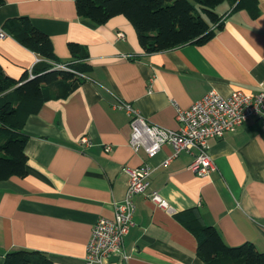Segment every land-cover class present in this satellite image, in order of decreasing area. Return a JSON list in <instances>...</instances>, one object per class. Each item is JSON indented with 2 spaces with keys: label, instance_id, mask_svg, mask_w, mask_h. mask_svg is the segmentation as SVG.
I'll return each instance as SVG.
<instances>
[{
  "label": "crops",
  "instance_id": "crops-1",
  "mask_svg": "<svg viewBox=\"0 0 264 264\" xmlns=\"http://www.w3.org/2000/svg\"><path fill=\"white\" fill-rule=\"evenodd\" d=\"M251 17L227 2L215 10L221 25L202 44L146 53L123 15L94 24L77 15L74 0H4L1 24L28 16L45 32L55 55L70 58V41L83 45L91 69L60 98L43 102L27 117L26 173L0 181V264L11 250L40 251L55 264H85L86 244L100 217L113 218L125 193V167L147 164L144 192L135 195L133 224L122 253L105 264H202L193 232L179 217L192 209L231 246L252 242L264 251V123L253 116L234 131L209 138L215 164L207 176L189 164L194 150L173 153L163 144L148 156L129 144L127 103L150 124L180 126L186 108L209 89L223 96L257 92L264 80V0ZM39 57L13 37L0 36V65L20 78ZM157 192L172 208L149 198Z\"/></svg>",
  "mask_w": 264,
  "mask_h": 264
},
{
  "label": "trees",
  "instance_id": "trees-1",
  "mask_svg": "<svg viewBox=\"0 0 264 264\" xmlns=\"http://www.w3.org/2000/svg\"><path fill=\"white\" fill-rule=\"evenodd\" d=\"M223 2L232 10L245 9L251 17L259 13L258 0H74L77 15L94 24H104L118 15L126 17L146 53L185 43H205L213 36L215 27L221 25L222 14L215 8ZM3 3L0 0V5ZM1 29L39 59L18 79L7 75L0 65V181L26 173L27 134L23 126L27 117L36 113L44 101L64 97L74 82L83 80L91 69L83 45L70 41V58L61 61L49 36L28 16L9 17ZM179 219L193 232L196 254L202 264H264V251L250 241L228 245L217 228L204 224L194 210H186ZM2 264L55 263L44 252L20 249L6 252Z\"/></svg>",
  "mask_w": 264,
  "mask_h": 264
},
{
  "label": "built area",
  "instance_id": "built-area-1",
  "mask_svg": "<svg viewBox=\"0 0 264 264\" xmlns=\"http://www.w3.org/2000/svg\"><path fill=\"white\" fill-rule=\"evenodd\" d=\"M3 34L0 31V36ZM56 67L70 70L62 64H56ZM119 107L130 115L129 144L132 148L141 146L148 156H153L163 144H169L173 153L164 160V164L182 149L194 150L189 168L204 177L215 168L209 152V138H219L225 132L234 131L253 116L262 118L264 123V80L254 93L234 90L223 96L215 89H209L190 106L177 107L176 118L180 123L177 129L150 124L127 103ZM124 170L128 174L124 196L114 203L113 218L100 217L93 224L86 244L85 264H105L110 255L122 253L123 237L133 224L134 197L144 192L150 174V168L145 163L133 168L125 167ZM149 198L167 211H172L157 192L149 193Z\"/></svg>",
  "mask_w": 264,
  "mask_h": 264
}]
</instances>
